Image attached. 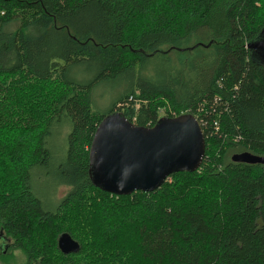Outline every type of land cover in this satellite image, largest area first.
Returning <instances> with one entry per match:
<instances>
[{
	"label": "trees",
	"instance_id": "16d2710c",
	"mask_svg": "<svg viewBox=\"0 0 264 264\" xmlns=\"http://www.w3.org/2000/svg\"><path fill=\"white\" fill-rule=\"evenodd\" d=\"M263 29L264 0H0V258L264 264V165L228 159L264 157V67L247 48ZM158 55L180 68L142 77ZM120 78L130 86L101 114L93 90ZM113 113L145 128L193 115L206 139L201 168L152 193L96 188L89 151ZM63 121L71 130L55 175L70 190L49 210L32 177L52 163L47 139ZM65 233L79 253L58 249Z\"/></svg>",
	"mask_w": 264,
	"mask_h": 264
},
{
	"label": "water",
	"instance_id": "95a60500",
	"mask_svg": "<svg viewBox=\"0 0 264 264\" xmlns=\"http://www.w3.org/2000/svg\"><path fill=\"white\" fill-rule=\"evenodd\" d=\"M205 153V135L193 115L163 117L154 127L145 128L113 113L102 119L93 138L89 174L96 188L111 195L152 193L174 174L197 172ZM231 161L264 165V157L247 152L233 155ZM58 249L69 255L79 253L81 247L65 233L58 238Z\"/></svg>",
	"mask_w": 264,
	"mask_h": 264
},
{
	"label": "rangeland",
	"instance_id": "374dc122",
	"mask_svg": "<svg viewBox=\"0 0 264 264\" xmlns=\"http://www.w3.org/2000/svg\"><path fill=\"white\" fill-rule=\"evenodd\" d=\"M11 28L13 29L15 26H12ZM172 55L174 56V54ZM190 55L191 57H195L198 56V53L192 51ZM172 59L173 60L168 61L169 57L166 55H158L146 59L142 63V77L157 79L166 72L171 71V73H176L180 67H178L175 57H172ZM129 86L130 84L124 81L123 78L99 84L92 92L94 109L101 114H108L111 112L113 104ZM70 130L71 128L69 124L65 121L53 125L51 134L47 139V146L52 152L53 161L48 167L44 169H36L33 173L32 184L38 195L45 201V203L47 202L46 204L49 210H53L70 190L68 186L59 184L57 176L55 175V169L65 155L67 149V137ZM234 154L236 153L231 151L228 154V159L231 160ZM0 264H25V257L18 251L10 250L0 258Z\"/></svg>",
	"mask_w": 264,
	"mask_h": 264
},
{
	"label": "flooded vegetation",
	"instance_id": "af4514ba",
	"mask_svg": "<svg viewBox=\"0 0 264 264\" xmlns=\"http://www.w3.org/2000/svg\"><path fill=\"white\" fill-rule=\"evenodd\" d=\"M262 43H264V29L261 31L259 36L250 43L252 46L248 49V51L252 59L264 67V47L262 46ZM4 241L11 244L9 241ZM10 244H7V246ZM7 246L5 247L6 249Z\"/></svg>",
	"mask_w": 264,
	"mask_h": 264
}]
</instances>
